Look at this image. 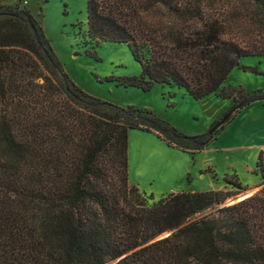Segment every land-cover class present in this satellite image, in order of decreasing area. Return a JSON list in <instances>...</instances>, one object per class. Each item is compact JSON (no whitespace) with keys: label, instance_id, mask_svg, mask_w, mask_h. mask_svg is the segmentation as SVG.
I'll list each match as a JSON object with an SVG mask.
<instances>
[{"label":"trees","instance_id":"obj_1","mask_svg":"<svg viewBox=\"0 0 264 264\" xmlns=\"http://www.w3.org/2000/svg\"><path fill=\"white\" fill-rule=\"evenodd\" d=\"M90 38L123 44L138 76L193 100L233 99L211 130L185 135L150 111L83 92L43 30L18 6H0V264H264V189L171 193L158 200L128 182V133L154 134L194 155L255 101L222 86L245 57H264V0H86ZM264 76L263 73H258ZM236 95H240L237 97ZM264 151L253 174L264 184Z\"/></svg>","mask_w":264,"mask_h":264},{"label":"rangeland","instance_id":"obj_2","mask_svg":"<svg viewBox=\"0 0 264 264\" xmlns=\"http://www.w3.org/2000/svg\"><path fill=\"white\" fill-rule=\"evenodd\" d=\"M18 6L28 11L41 26L56 58L69 78L83 92L102 101L147 110L185 135L211 130L228 114L233 99L218 93L193 100L182 90L155 85L150 91L124 88L107 77L138 76L140 68L123 44L100 42L87 34L86 0H0V6ZM240 66L264 72V57H245ZM249 69L234 68L224 89L249 94L264 89V76ZM240 97V95H236ZM264 104L252 103L240 110L229 123L218 128L214 139L193 156L168 147L154 134L138 130L128 133V182L154 201L171 193L230 189L224 177L237 178L246 191L240 196L264 189L259 174L250 167L254 143L264 142ZM240 147L242 149H236ZM264 164V159H263ZM251 196V195H250ZM244 199V198H243Z\"/></svg>","mask_w":264,"mask_h":264},{"label":"crops","instance_id":"obj_3","mask_svg":"<svg viewBox=\"0 0 264 264\" xmlns=\"http://www.w3.org/2000/svg\"><path fill=\"white\" fill-rule=\"evenodd\" d=\"M252 103H254V102H252ZM252 103H250L249 105H251ZM255 103L264 104V101H255ZM248 106H246V107H248ZM261 106H264V105H261ZM246 107H244V109ZM250 148H253L254 149V153H253V155H254V161H253V165H252V167H250V170L249 171H250V173L252 175H254L255 178L253 179V181L256 182V180H258V176L255 175V174H253V171L255 169V163H256V159H257L258 153L260 151H264V142L263 143H254ZM236 149H242V148L237 147Z\"/></svg>","mask_w":264,"mask_h":264},{"label":"bare ground","instance_id":"obj_4","mask_svg":"<svg viewBox=\"0 0 264 264\" xmlns=\"http://www.w3.org/2000/svg\"><path fill=\"white\" fill-rule=\"evenodd\" d=\"M250 195H252V192L246 194L245 196H243V198H246V197H248V196H250Z\"/></svg>","mask_w":264,"mask_h":264},{"label":"water","instance_id":"obj_5","mask_svg":"<svg viewBox=\"0 0 264 264\" xmlns=\"http://www.w3.org/2000/svg\"><path fill=\"white\" fill-rule=\"evenodd\" d=\"M240 199L242 200V199H243V196H240ZM241 200H240V201H241Z\"/></svg>","mask_w":264,"mask_h":264}]
</instances>
